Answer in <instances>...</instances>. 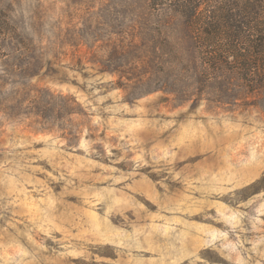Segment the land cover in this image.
I'll list each match as a JSON object with an SVG mask.
<instances>
[{"label":"rangeland","instance_id":"1","mask_svg":"<svg viewBox=\"0 0 264 264\" xmlns=\"http://www.w3.org/2000/svg\"><path fill=\"white\" fill-rule=\"evenodd\" d=\"M0 264H264V89L207 81L146 0H0Z\"/></svg>","mask_w":264,"mask_h":264},{"label":"trees","instance_id":"2","mask_svg":"<svg viewBox=\"0 0 264 264\" xmlns=\"http://www.w3.org/2000/svg\"><path fill=\"white\" fill-rule=\"evenodd\" d=\"M180 17L207 81L220 77L264 89V0H146ZM0 33L8 37L7 23Z\"/></svg>","mask_w":264,"mask_h":264}]
</instances>
